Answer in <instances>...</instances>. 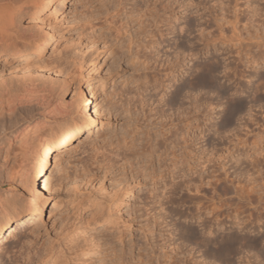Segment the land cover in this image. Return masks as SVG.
I'll use <instances>...</instances> for the list:
<instances>
[{"label":"rangeland","instance_id":"1","mask_svg":"<svg viewBox=\"0 0 264 264\" xmlns=\"http://www.w3.org/2000/svg\"><path fill=\"white\" fill-rule=\"evenodd\" d=\"M59 1L52 2L50 11V8L46 11L34 10L27 14L26 19L13 23L11 30L25 37L24 41L17 43L16 49L0 47V92L18 86L21 89V86L27 84L37 87L38 84L41 85L38 86L39 94L43 91L42 94L52 95L53 107L54 97L63 88L60 87L53 93L49 92L50 89L58 88L65 78L70 83H78L82 72L91 79L89 91L95 94L94 100L101 108V115L90 144L82 151L66 156L56 166L54 178L59 179L60 184L52 189L50 204L41 214L36 215L28 229L4 241L5 245L0 251L3 264H202L206 248L180 236V227L194 229L201 238H221L230 232L250 238L264 237L263 225L258 228L248 224L245 228H239L237 225L232 226V219L225 218V215L234 213L237 209L245 210V214L253 211L255 215L264 211V203L254 201L246 208L236 195V191L246 184H257L256 188L264 185V172L260 165L259 172L251 167L243 169L242 165L235 162H221L219 166H212L216 169L212 173L201 167L203 162H208L211 141H221L219 151H216L220 154L232 151L228 148L229 140L232 141L233 148H237L233 144L237 141L233 135L229 136V132L221 133L224 137L220 139V135L211 127L222 122L220 111H210L216 107L215 102L220 96H205L203 93L183 100L187 110L182 121L175 119L176 126L167 129V136L171 135L169 139L178 140L175 141L176 146L170 140L171 144L167 147L159 144L160 148L156 147L152 156L150 148L143 155V150L138 149L147 141L149 130L153 142L162 139L154 134L161 120L158 93L163 89L161 80L168 82L172 78V72L167 70L168 62L164 64L159 59L169 55L173 63L179 60L169 51H172L171 44L183 39L184 35L187 39L183 40L196 41L195 30H192V35L184 30L182 38L177 30L171 29L172 25L181 23L187 29V22L200 21L198 14L201 12L219 14L221 10L217 0H193L196 7L188 6V9L184 7L185 4L189 5L186 0H118V3L115 0H64L62 7L58 6ZM219 1L228 4L225 19L233 20L232 7L235 0ZM263 3L260 2L261 6ZM48 12L53 13L50 17H45ZM175 14L182 18L175 21ZM251 15V12L244 13L240 19L241 24L248 26ZM252 19L262 23L264 28L263 17L255 14ZM225 26L229 24L226 23ZM245 31L243 30V36H246ZM230 33L231 30L226 29L225 34L230 36ZM34 41L36 43L33 44ZM37 43L39 46L35 47ZM54 44L60 47L50 53ZM196 45L198 49L202 47ZM198 49L192 50L197 53L195 56L188 55L190 50H185L180 58L179 80L175 81L174 86H169L166 97L176 86L186 85L191 79V70L187 71L188 68L193 67L195 70L220 55V52L210 48ZM30 54L35 57L30 58ZM144 58L146 61L143 65ZM239 69L244 74L252 72L243 63ZM217 75L218 80L231 87L232 91L249 85L247 79L242 77L236 81H226L223 74ZM156 81L160 85L159 90L155 88ZM61 93L67 96L64 91ZM140 93L144 96V101L141 100ZM121 96L133 97L129 107H124L123 102L121 104ZM44 107H48V102ZM125 108H130L131 112H125ZM163 109H167V106L163 105ZM40 111L38 106H33L19 112L14 122L17 121L20 127L7 134L6 139H0L1 194L20 197L26 193L19 178L28 148L20 146L18 131L23 127H33L39 120L46 122L38 136L32 131L30 133L29 147L35 148L38 139L47 138L50 130L64 127L72 121L66 114L40 119ZM190 116L194 118L191 119ZM241 117L243 115L237 119ZM237 119L233 126L238 124ZM164 120L170 121L168 118ZM136 121L141 124L137 128ZM171 130L174 132L171 133ZM176 130L178 134L175 133ZM201 130H207L203 134V143H200L198 135ZM137 149L140 154L139 151L137 154ZM160 153L163 156L160 157ZM220 167L224 169L223 172L219 171ZM237 168L243 169L239 175L233 171ZM248 169H251L250 172ZM250 173L255 177L251 182L247 181ZM177 174H183L182 180H192L196 184L203 181L200 190L204 191H207L204 186L205 181L210 180V175H221V178L226 176L230 180L225 182L221 179L216 184L212 183L211 191L214 196H219V200L214 199L211 204L194 198L192 190L188 191L183 187L179 201L161 209L158 201L162 200L160 196L166 188L164 186ZM109 188L118 189L117 195L106 199L104 206L98 205L97 193ZM169 198L170 196L165 201ZM208 205L216 206V211H223L219 215L223 222L217 226L210 221L211 227L205 231L201 220L193 214L203 212ZM257 205L258 208H254ZM210 230L212 234L208 233ZM209 249L217 250L215 246ZM254 252L256 250L248 253V260L231 261L233 264H264V253L258 256ZM205 261H211L209 264H228L211 256V253Z\"/></svg>","mask_w":264,"mask_h":264},{"label":"bare ground","instance_id":"2","mask_svg":"<svg viewBox=\"0 0 264 264\" xmlns=\"http://www.w3.org/2000/svg\"><path fill=\"white\" fill-rule=\"evenodd\" d=\"M53 1L54 0H49V3L52 4ZM183 1L185 0H182L181 2ZM186 1L189 2V0ZM240 1L241 0H235V4L232 7L233 20L227 21L224 17L228 9V4L217 0L216 2L217 4H220L219 8L221 10L219 14L213 13V15H210L201 12L200 14H198L200 21L195 22L194 20H192L187 22V29H184L185 27L181 25V23L172 25V30L178 31V28L180 29V31H176L180 35L185 34L183 32L184 30L188 32V34L190 33L192 35V30H195L197 32L196 37L194 35L196 41L183 40L185 38V35L184 38L182 37L183 35H181V37L183 38L181 39L182 42H179L181 40H179L178 42L176 40V43H173L174 45L171 44L170 49H172V51H169V53L171 52V54H174L173 56H175L179 60H176V58L174 57L176 61H174L175 63H173V61L171 60L172 58L169 55H166L164 58L161 56V58L159 59V62H163L164 64L168 62L167 67H169L167 70H169L170 73L172 72V78H170L168 82H166L164 79L161 80L163 82V89H161V91H159L158 93L159 98L157 101L159 102V104H161L159 107L161 120L160 122H158L159 126L154 134H156V136L162 137V139L160 138V141L157 140V142H153V136L149 130L147 133V141L144 144H141V147H138V149L141 148V150H143V152H141L142 155L145 153L147 154V150L150 148L151 151H149V153L152 156L153 152H155L156 147L158 149L160 148L159 144L164 145L165 147H167L171 143H174V146L177 145L176 142L178 140L176 141L173 139H169L171 138V135H168L169 137L167 136V129L176 126L177 123H175V119H178V121L180 120V122L182 121L184 112L187 110V107L183 102L184 99H187L190 96H195L196 94H205L208 91L209 85L217 90L218 96H220V94L222 93L227 94L229 90H231V87L226 86V84L221 83V81L218 80V73L223 74V78H225L226 81H236L240 77L247 79L246 82L249 85L247 87L239 88L240 91H245L246 89L251 90V96L247 98V104L249 106L254 104L255 106L259 107L261 106V104H264V99H262V97H264V28L262 27V23L252 19L255 14H259L260 17H263L264 19V3L263 6H261L260 4V2H264V0H243L241 2L242 6H240ZM63 3L64 0H60L58 6L62 7ZM192 3L194 4L193 0ZM199 5L201 6L202 4L199 2ZM184 7L185 9H188L187 4H185ZM242 7L244 8L242 9ZM51 9L52 8H50L48 11H50ZM246 12L252 13L248 26H246V24H241L240 20L241 16ZM48 13L49 14L44 16L50 17L53 12ZM181 18L182 17L179 16V14H177V16L175 14V21L180 20ZM226 23H228L229 26H225ZM226 29L231 30L232 32L231 35L228 36L229 40H231L232 43H229L228 41L222 39V37L227 36L225 34ZM243 30H246V36H243ZM18 33L19 32L16 33L15 31L10 30L7 35H0V47L6 48L7 50L16 49L15 47L17 43H19L20 41H24L23 38L25 37L17 35ZM27 37L29 36L27 35ZM31 42L32 41H30L29 43ZM34 43H36V41H34L33 44ZM196 44L202 47L198 49L196 48ZM37 45L39 46V44L37 43L35 44V47H37ZM59 47L60 46H57V44H54L50 50V53L55 52V50ZM206 48H210L211 50L220 52V55L212 59V61H207L201 66L196 67L195 70H193V67L188 68L187 71L191 70V79L186 83V85L176 86L174 91L166 97V90L174 86L175 81L179 80V68L181 67L180 58L184 54L185 50H187V52L188 50H190V54L188 55L195 56L197 53L192 52V50H201ZM33 55L34 54H30V58L35 57ZM145 61L146 59L144 58L142 62L143 65ZM241 63L247 65L250 69H252V72L249 74H244L239 69ZM90 81L91 79L87 78L86 75H84L82 72L80 81L76 84L70 83V81L66 78L63 79L58 88H51L49 92H57L61 87L63 88L61 92L64 91L67 96L65 97L64 93L58 92L57 96L54 97L55 99L53 102L55 105L53 107H51V105H53L51 102L52 95L50 93L49 95L42 94V90V93L39 94L40 89L38 90V86L41 87V85L38 84L37 87L36 85L31 86L27 84L21 86V89L20 86H18L3 89V91L0 92V139H6L7 134L13 133L16 129H18L20 126L16 123L17 121L14 122L17 116H19L17 114L19 112H22V110H29L33 106H38V108L41 109L39 116L40 119L49 117L54 118L57 114H66L69 115L72 119L71 123L64 127L59 126L55 129L50 130L49 136H47V138L38 139L35 148H33V146L29 147L30 143L28 142V139L32 135H30V133L33 132L35 136H38L40 129L46 124V122L39 120L33 125V127H23V129L21 128V131H18L20 135V146H25L28 148V151L26 152L27 155L25 163L23 166V172L20 175L21 178H19L20 185L26 193L25 196L20 197H9L0 193V251L3 245H5V240H10L11 238L18 236L20 233H22V231L28 229L35 221L36 215L41 214L47 207V205L50 204L52 189L60 184V180H56L54 178L56 166L59 165L66 156L71 155L72 153L77 151H82L83 148L87 147V145L90 144V142L93 140L95 127L99 121V116L101 115V108L98 107V104L94 100L95 94H91V92L89 91ZM33 82L35 81L33 80ZM159 86L160 85H158L156 81L155 88L159 90ZM236 90L237 88L234 91ZM44 91L46 92V89H44ZM139 95L141 100L144 101V99H142V97L144 96L141 93ZM121 98L123 99V101H121V104L124 103V107L125 105H127L128 107L129 105H131V101L133 100L132 96H121ZM46 102H48L47 108L44 107ZM163 105L167 106V109H163ZM127 111L130 113V108H127L125 112ZM237 115L240 116L243 115V113L237 112L233 117L231 113L228 112L227 109H225L220 117L222 118V122L218 123L217 125L215 123L211 127L216 134L220 135V139L224 137L221 133L231 132L235 139L239 140L241 143H247L248 141L245 139V137H240L241 134L237 131V125L242 121V117L238 118V120ZM164 118H168V120L170 121L165 122ZM190 118L193 119L194 117L190 116ZM236 119L239 122L236 126H233ZM229 120L232 121L230 125L228 123ZM138 122L140 123L139 120ZM138 122L136 121V128L141 125ZM189 123H191V120ZM248 127V124H243L241 130L246 131ZM209 129L210 127L208 128V131ZM173 132L171 130V133ZM177 132L178 130L175 131V133ZM206 132L207 130H201V132L198 134L199 139L201 140L200 143L204 142L203 134L205 135ZM226 138H228V136ZM169 140L171 141L170 144ZM231 142V140L228 141L229 144H231ZM140 143L142 142H139V144ZM233 144L237 146L236 143ZM210 145L212 146L210 151L211 153L213 151H219L218 147L221 145V141L217 143L211 141ZM133 146H135V144H133ZM133 146L131 147L133 148ZM138 149L136 150L137 154L139 151ZM161 155L162 153L159 154L160 157ZM176 165L177 164H175V168L177 167ZM259 165L260 160L257 157L251 169L259 172ZM251 169H248L247 171L250 172ZM251 174L252 173H250L249 175ZM182 176L183 174H177L171 181H169L167 185L165 184L164 188H168V190L171 192V195L168 201H158V205L161 209H165L167 204L173 205L177 203L179 201V194L183 190V187L187 188L188 191L202 188L203 181H201L200 184H196V182L192 180H182ZM211 179L214 180L212 181ZM221 179L225 180V182L227 180H230L226 176L221 178V175H210V180L205 181V184H216ZM247 181L251 182V180L249 179H247ZM257 186V184H253L251 186L249 184H246V186H243L240 188V190L236 191L239 202H241L243 205L245 204L246 208L247 205H252L254 201H257L258 204L264 203V185L261 184L259 188H256ZM216 208L217 207L214 205H208L204 208L203 212L197 211L195 212V214H193L195 218L201 220L205 231L208 230V227H211V225L209 224L210 221L213 225L217 226H219L223 222V220H220L219 217V215L223 214V211H216ZM254 208H258V205ZM262 209L264 210V206L262 207ZM209 211H211L212 213L210 217H208ZM245 213V210L240 211L237 209L234 213L225 215V218L232 219V226L237 225L239 228H242V226H244L245 228L248 224H252L255 227L257 226L258 228H260V226L262 225L264 226V221H262V219H264V211L258 212L256 215L253 211L248 212V214ZM203 215H205L204 218L202 217ZM241 220L242 222H240ZM179 230L181 232L180 236H183L189 241L205 247L206 250L203 253L206 257H208V255H210L211 253V256L215 257L216 259H220L228 264H233L231 259L239 261L248 260L250 258L248 253L251 251L256 250V252H254V255L258 256L260 255V253L262 255L264 253L263 236L250 238L245 235L237 234L236 232H230L227 235L222 236L221 238H213L211 236L204 235V237L201 238L196 235L195 230L192 228L180 227ZM208 233L212 234V231L210 230L208 231ZM214 246L217 248V250L210 251L209 248ZM212 253L214 254L212 255ZM2 255L5 254L2 253ZM206 257L203 261H201L202 264L211 263V261L209 263L208 261H205ZM0 264H3L1 253Z\"/></svg>","mask_w":264,"mask_h":264},{"label":"snow or ice","instance_id":"3","mask_svg":"<svg viewBox=\"0 0 264 264\" xmlns=\"http://www.w3.org/2000/svg\"><path fill=\"white\" fill-rule=\"evenodd\" d=\"M118 3V0H115ZM189 7L195 8L196 5L189 0ZM52 5L49 0H0V35H7L13 27L14 22H19L22 19H26L27 14L33 12L34 10H44L51 8ZM178 31L180 29L178 28ZM231 35V33H230ZM223 40L232 43L228 36L222 37ZM219 42V41H218ZM130 55H135L130 53ZM215 96L217 95V90L210 85L208 86V91L205 96ZM251 96V90L246 89L245 91H240L237 88L236 91L229 90L227 94H220V98L215 102L216 107L210 109V111H220L224 112L225 109L231 113L234 117L237 112L243 113V118L240 124L237 125V131L241 135L245 136L247 143H241L239 140L236 141L237 148H233L232 144H228V148L232 149L231 152L224 151L222 154L213 151L207 156V163H202L201 167L207 170L209 173L214 172L216 169L212 166H219L221 162L229 163L235 162L237 165H242L243 169L252 167L255 163L257 157L260 158V167L262 172H264V104H261L260 108L257 109L256 106L248 105L247 98ZM264 99V97H262ZM229 125L232 123L231 120L228 121ZM248 124L249 127L246 131H242V125ZM232 136V133H228ZM235 138V137H233ZM227 157V160L225 159ZM241 168L233 169L237 175L243 170ZM199 171V170H198ZM220 172H223L222 167L219 168ZM249 180H254L255 177L248 175ZM213 185L208 183L204 186L207 191L194 189L191 195L203 201L205 204H211L215 200H219V196L212 193ZM118 193V189L109 188L107 190H100L97 193L99 199L97 204L104 206V202L108 198H114ZM171 195V192L165 188L163 190V195L160 196L162 200H167ZM209 216L212 215L211 211L208 213Z\"/></svg>","mask_w":264,"mask_h":264}]
</instances>
